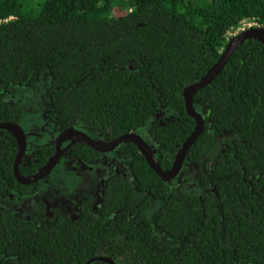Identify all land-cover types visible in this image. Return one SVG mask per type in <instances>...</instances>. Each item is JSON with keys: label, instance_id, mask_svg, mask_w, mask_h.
Instances as JSON below:
<instances>
[{"label": "trees", "instance_id": "16d2710c", "mask_svg": "<svg viewBox=\"0 0 264 264\" xmlns=\"http://www.w3.org/2000/svg\"><path fill=\"white\" fill-rule=\"evenodd\" d=\"M247 22L264 28V0H0V124L23 127L21 107L5 97L41 84L50 130L137 135L166 172L195 127L184 89ZM192 107L203 129L183 166L196 167L186 183L197 194L178 177L164 182L122 144L100 204L82 199L76 219L27 221L0 209V264H264V44L239 45ZM17 151L0 130V194L25 198L32 186L15 180ZM72 153L85 164L97 157L86 145ZM51 154L40 149L19 174Z\"/></svg>", "mask_w": 264, "mask_h": 264}, {"label": "flooded vegetation", "instance_id": "af4514ba", "mask_svg": "<svg viewBox=\"0 0 264 264\" xmlns=\"http://www.w3.org/2000/svg\"><path fill=\"white\" fill-rule=\"evenodd\" d=\"M48 112H49L48 109L45 108V110H43V115L36 116V118H34L33 121H31V123L26 126L23 127L20 126L25 135L26 147H25L24 155L19 163L18 169L20 166L22 167L28 166L31 161L37 162V158L39 157V150L44 147H48L52 150V154L47 159V161L56 153L55 147H56L57 138L59 134L64 131L56 132L50 130L47 122ZM69 129L78 130L75 128H69ZM84 134L88 135L87 133ZM88 136L94 141H101L107 143L111 142V141H106L101 137L94 138L90 135ZM77 146L81 147L82 144L71 145L70 142L68 141L61 143L59 149L62 152L60 153L58 162L48 172V174L45 177L41 178L40 180L32 184H22L15 179L19 184L25 186H32L28 191V196L24 198V197L15 196L13 194H8V195L0 194V197L3 196L5 198H13L17 202L23 203L21 207L6 209V208H1L0 206V209L10 211L13 214H15L18 218H21L23 220H27V221L37 220V222H46L47 220L53 219L57 216H64L70 219H76L78 217L77 204L79 203V201L85 198H92L95 205L98 206L100 204L102 190L104 189L105 181L108 178V174L110 173V170L112 169L113 171L118 170L119 166H115V160L114 159L110 160L109 158L111 155L117 154L118 147L115 148L113 151L107 153H99L93 150L97 154L96 159L90 162L89 164H85L80 160V158H77L72 153L73 148ZM214 150L212 151V155H211L212 157L214 154H216V151ZM46 163L43 166L39 167L36 170V172L30 176H21L19 174V171L18 174L24 178L33 177L36 174H38V172L46 165ZM60 164H62V166L66 165L67 167L65 166L59 167V170H57L56 168ZM183 167L184 166H182L180 173L184 169ZM186 169L194 170L195 173L197 172L195 166L190 167L189 165L186 166ZM64 170H68L69 172L64 173ZM59 171L62 172V174H64L65 178L66 176H70V175L72 178L76 180L78 178H81V180L83 181V189H85L84 194L80 197L78 196L71 197L66 195L65 193H61L59 189L54 188L52 190H49L50 193H53L54 197L46 199L43 197L44 192H42L41 195L39 196L40 184H42L47 178L52 176L53 173ZM53 179L59 183V175L57 173L53 175ZM188 179L189 177H186L185 179H178V182L179 184H187L186 182ZM60 195H62L66 200H62ZM42 200H44L45 202L44 204L42 203ZM58 202H60L59 208H57ZM22 208L32 209L31 214L24 213L20 215L19 213H21ZM91 264H108V263H106L105 260H97V261H93Z\"/></svg>", "mask_w": 264, "mask_h": 264}, {"label": "water", "instance_id": "95a60500", "mask_svg": "<svg viewBox=\"0 0 264 264\" xmlns=\"http://www.w3.org/2000/svg\"><path fill=\"white\" fill-rule=\"evenodd\" d=\"M250 40H254L264 44V28L250 27L231 37L227 41L225 48L222 51L216 64L199 81L184 89L182 93V97L184 100L185 111L187 115L194 120L195 127L190 137L187 139V141L184 143L180 151L175 156L172 166L168 171L162 172L158 163L156 162L154 148L148 145L141 137L137 135H133V134L123 135L107 143L101 141H94L88 135L78 130L69 129L59 134L55 147L56 153L47 161L46 165L38 172V174L30 178H24L18 174V166L21 161V158L24 155L25 147H26L24 132L21 129V127H19L16 124L3 123L0 124V130H5L11 133L14 136L17 144L18 151L15 157L13 170H12L15 179L22 184H32L40 180L41 178L45 177L59 160L60 153L62 152L59 149L61 143L68 141L70 142L71 145L72 144L86 145L92 150L99 153H107L113 151L115 148L119 147L122 144H132L137 148L139 153L143 156L149 168L160 179H162L164 182H169L171 180H174L179 175L182 169L184 159L189 147L193 144V142L200 135L203 129L202 118L197 112L194 111L192 107V98L194 94L197 91L206 87L220 73V71L225 66L232 53L239 45H241L245 41H250ZM105 262L108 264H113L112 262H109L107 260H105Z\"/></svg>", "mask_w": 264, "mask_h": 264}, {"label": "rangeland", "instance_id": "374dc122", "mask_svg": "<svg viewBox=\"0 0 264 264\" xmlns=\"http://www.w3.org/2000/svg\"><path fill=\"white\" fill-rule=\"evenodd\" d=\"M251 23H243L239 29H237L235 32L230 34V38L233 37L234 35L238 34L241 29H248L250 27ZM252 25V24H251ZM254 27V26H252ZM44 86L39 84L36 86H30V87H23V88H16L14 89L9 95L5 97V100L8 102H14L16 104H19V106L22 109V125L26 126L33 121L34 118L38 115H43V110H45V91H44ZM230 137H225L222 138V140H219L216 142L214 145L213 150L216 151V154L213 155V159L216 157V155L219 152L223 151V141L229 139ZM63 163V162H62ZM67 167L66 165L60 164L56 169L59 170V167ZM61 171V170H60ZM55 172L59 175V183L56 182L53 179V173L52 176L47 178L42 184H40V189H39V196L43 193V197L46 199L54 197L53 193H50L49 190H52L54 188L59 189L61 193H65L68 196L75 197V196H82L85 192V189H83V181L81 178H78L77 180L72 178L70 176H64L62 172ZM69 172L68 170H64V173ZM194 170H187L186 166H184V169L182 172L179 174L178 179H185L186 178V173L189 174H194ZM63 184V185H62ZM54 186V187H53ZM182 186L189 190L190 194H197L198 193V188L195 184L192 186H189L187 184H182ZM82 188V189H80ZM62 200H66L62 195H60ZM76 197V198H78ZM42 203L44 204V200H42ZM59 203L57 204V208H59ZM23 203H19L13 198H5V197H0V206L1 208H6V209H11L14 207H21ZM32 209L30 208H22L20 215L27 213L31 214Z\"/></svg>", "mask_w": 264, "mask_h": 264}, {"label": "built area", "instance_id": "2783aa9c", "mask_svg": "<svg viewBox=\"0 0 264 264\" xmlns=\"http://www.w3.org/2000/svg\"><path fill=\"white\" fill-rule=\"evenodd\" d=\"M242 24H243V23H242ZM242 24H241V25H242ZM251 24H252V25H251ZM251 24L249 25L250 27H252V26H254V27H258V26H256V25H254L253 23H251ZM241 25H240V26H241ZM250 27H248V28H250ZM238 29H239V28H238ZM243 30H244V29H241V31H243ZM241 31H240V32H241Z\"/></svg>", "mask_w": 264, "mask_h": 264}]
</instances>
